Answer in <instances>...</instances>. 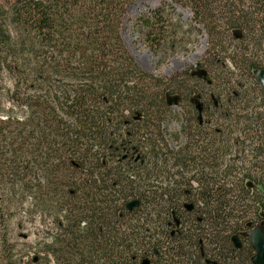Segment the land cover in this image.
<instances>
[{"label": "trees", "instance_id": "1", "mask_svg": "<svg viewBox=\"0 0 264 264\" xmlns=\"http://www.w3.org/2000/svg\"><path fill=\"white\" fill-rule=\"evenodd\" d=\"M159 1L0 0V73L14 82L8 99L28 109L23 120L0 114V182L21 178L43 204L55 198L42 208L55 216L44 248L55 264H254L248 233L264 226V0ZM186 9L208 37L206 61H194L205 76L194 64L166 83L140 68L122 30L137 15L144 44L167 54ZM25 76L32 93H22ZM3 96L0 86V113ZM175 107L186 119L173 147ZM38 152L42 178L27 161ZM5 216L0 199V226Z\"/></svg>", "mask_w": 264, "mask_h": 264}, {"label": "rangeland", "instance_id": "2", "mask_svg": "<svg viewBox=\"0 0 264 264\" xmlns=\"http://www.w3.org/2000/svg\"><path fill=\"white\" fill-rule=\"evenodd\" d=\"M148 1L144 6L157 7L161 5L159 0ZM136 16L131 14L126 18L122 30L123 40L140 68L152 77L163 79L167 83L169 81L165 79L172 76L189 74L194 69L195 63L191 62L194 56L198 58V62L206 61V58L202 57L208 47V37L204 31H198L195 25L194 29L191 28L193 14L189 9L183 11L181 15L183 25L180 30H176V50L169 51L167 54L156 53L144 44L137 32L138 30L134 28L133 21ZM144 52H148L150 57L143 58L142 54ZM175 60L177 61L175 62ZM182 61L186 63L183 64ZM0 74V86L4 94L0 114L4 116L13 115L19 120L27 118L28 109L25 106L14 105L8 99L7 91L14 88L11 74L6 70L1 71ZM25 77H27V80L21 83L22 93H32L33 90L30 85L34 84V79L28 76ZM170 99L173 100V97H170ZM180 108H173L167 126L170 144L173 147L178 145L176 137L179 135L186 119L179 114L181 112ZM187 117H189L188 114ZM240 117L242 116L238 115L235 118ZM38 154L40 152L30 156L31 158H28L27 161L33 163L30 167L34 166V162L37 163V167H39L37 174L42 178L40 166H45L46 161L41 160ZM41 178L37 181L38 185L44 184ZM20 179L13 186L12 183L5 186L8 188L3 187L2 184L4 183L0 182V199L3 201L6 213L4 223L0 226V264H55L54 258L44 252L45 245L51 243L52 240L51 235L54 232L55 216L51 211H42L44 206L51 208L55 203V198L51 199L53 204L51 202L43 204L41 196H34L30 194L31 191L21 187ZM29 183L32 187L35 184L31 180Z\"/></svg>", "mask_w": 264, "mask_h": 264}, {"label": "water", "instance_id": "3", "mask_svg": "<svg viewBox=\"0 0 264 264\" xmlns=\"http://www.w3.org/2000/svg\"><path fill=\"white\" fill-rule=\"evenodd\" d=\"M204 51V48L202 49ZM143 58H148L150 57V55L148 54V52L145 54V52L142 54ZM177 60H175L176 62ZM195 63V68L196 71L195 73H197L200 76H205V73L201 70H198V64L197 62ZM256 77L258 79V81L260 82V84L262 85V87L264 88V70L259 71L258 73H256ZM174 101L176 102L177 99H170V103ZM199 110L201 109V106L198 105ZM138 203L137 202H133L129 205V208H133L134 206H137ZM248 236L251 239V245L253 250L255 251L256 255L252 258V262L254 264H264V229L262 227H258L255 228L254 230H252L251 232L248 233ZM233 242L236 246V248H240L241 245L237 239V237L233 238ZM144 264H148L147 261L144 262Z\"/></svg>", "mask_w": 264, "mask_h": 264}, {"label": "flooded vegetation", "instance_id": "4", "mask_svg": "<svg viewBox=\"0 0 264 264\" xmlns=\"http://www.w3.org/2000/svg\"><path fill=\"white\" fill-rule=\"evenodd\" d=\"M258 227H262V228L264 229V226H263V225H259V226L255 227V228H258ZM255 228H254V229H255ZM254 229H252V230H254ZM252 230H251V231H252ZM251 231H250V232H251ZM249 238H250V237H249ZM250 242H251V239H250Z\"/></svg>", "mask_w": 264, "mask_h": 264}, {"label": "bare ground", "instance_id": "5", "mask_svg": "<svg viewBox=\"0 0 264 264\" xmlns=\"http://www.w3.org/2000/svg\"><path fill=\"white\" fill-rule=\"evenodd\" d=\"M146 53H147V52H146ZM146 53H145V54H146ZM197 56H198V55H197ZM148 58H149V57H148ZM196 59H197V57L194 56V57H193V62L196 61ZM181 63H182V62H181ZM184 63H185V62H183V64H184Z\"/></svg>", "mask_w": 264, "mask_h": 264}]
</instances>
